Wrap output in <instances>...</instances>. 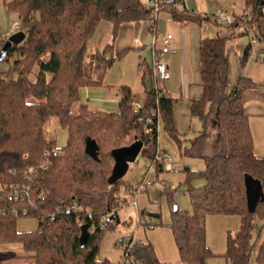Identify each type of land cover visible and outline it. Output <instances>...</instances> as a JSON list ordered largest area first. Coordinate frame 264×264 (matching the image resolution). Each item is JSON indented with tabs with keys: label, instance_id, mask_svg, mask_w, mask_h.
Masks as SVG:
<instances>
[{
	"label": "trees",
	"instance_id": "16d2710c",
	"mask_svg": "<svg viewBox=\"0 0 264 264\" xmlns=\"http://www.w3.org/2000/svg\"><path fill=\"white\" fill-rule=\"evenodd\" d=\"M261 1L245 0L244 13L262 41ZM3 5L17 16L13 23L26 38L12 45L2 61L15 57L11 68L0 73V185L32 186L36 206L10 201L0 193V247L19 245L34 264H112L100 256L99 242L107 229L120 224L116 192L122 174L115 173L114 154L140 142V155L146 154L157 171H163L166 151L158 145L159 127L181 143L175 101L155 86L152 68L151 87L138 109L128 86L120 90L116 113L89 109L80 103L79 90L101 85L106 69L127 51L115 56L113 45H108L94 58L98 80L88 79L85 57L99 25H112L116 37L127 25L152 21V14L142 0H5ZM160 12L180 24L202 26L212 18L172 4ZM7 39L0 42V52ZM227 42L219 36L206 38L198 49L202 96L191 101L190 110L202 129L190 141L186 155L202 159L205 169L192 171L186 166L184 172L188 184L197 176L206 183L188 188L192 213L172 208L169 224L180 260L188 264H209L215 258L206 241L208 214L241 218L239 232L228 235L225 264H264V224L257 226L264 221V158L255 155L243 99L244 92L258 85L244 75L229 83ZM249 58L248 44L242 64ZM142 74L144 78L146 71ZM51 124L67 132L63 147H57L56 136H51ZM88 143L98 147L96 158L89 154ZM251 180L261 190L253 211ZM40 193L43 200L38 199ZM29 216L37 219V229L19 231L18 219ZM82 225L94 228L84 248ZM130 243L131 238L121 246L123 251ZM128 252L139 264H160L150 244L135 245Z\"/></svg>",
	"mask_w": 264,
	"mask_h": 264
},
{
	"label": "rangeland",
	"instance_id": "374dc122",
	"mask_svg": "<svg viewBox=\"0 0 264 264\" xmlns=\"http://www.w3.org/2000/svg\"><path fill=\"white\" fill-rule=\"evenodd\" d=\"M4 1L0 0V29L3 30L5 27L6 31L13 32L12 34L17 33L18 30L13 29V25L16 23L12 24L16 16L6 9L3 5ZM202 2L206 4L205 0ZM213 3H210V8H212ZM213 8V10L224 9L223 11L226 10L230 15H233L234 12L236 17H241L245 10V0H219L218 5L213 6ZM157 22L158 29L156 33ZM183 25H188L183 30L186 33L190 30L198 32V28H201L198 24ZM152 29L155 31V35L159 36H163L169 31L172 32V35L181 32L174 25L171 18L163 12L159 13L158 21H156L155 26H152ZM153 30L144 32L143 28L138 29L136 26L123 27L115 37L112 25L105 22L100 24L97 32L92 37L91 45L85 57V76L94 82L98 80L99 74L95 68L94 58L99 52H103L108 45H113L115 56L126 49L127 51L123 52L122 56L116 58L106 69L101 85L80 88V103L87 105L92 110L116 112L119 110L120 90L122 86H128L134 95L133 105L136 109L142 107L145 100L146 86L150 87L151 84L148 75V71L152 68L151 55L154 63V55L158 54L160 57L157 52L159 45L156 38L158 37L151 32ZM220 31L221 28L211 26L210 32L202 30L199 36L201 39L214 38ZM234 38L236 39H227L229 78H235L241 72L253 79L258 85L256 90L254 89L255 92L251 90L246 91L247 93L244 92L243 99L245 112L249 115L255 155L264 158V50L261 51L258 60H248L242 64L241 56L247 38H240L237 34ZM1 41L2 39H0ZM187 46V71L193 93L194 89L199 86L196 58L198 48L197 46L188 45V42ZM192 48L194 50L191 51ZM263 48V43L259 42L255 49L260 51ZM14 58H10L6 62H0V73L7 72L11 68ZM143 59L148 61V65L145 66L146 75L144 78L139 70ZM152 74L161 86L163 81L160 80L154 70ZM165 84L169 91V98L175 102H180V69L178 64L176 70L174 69L171 74V79ZM155 86H157V83ZM175 117H182V114L175 113ZM190 126L185 136L181 138V143L170 138L163 126L159 127L158 145L160 149L170 154L171 171H157L153 161L146 154L139 155L135 162L127 164L124 171L117 164V171L122 174V184L119 185L116 192L119 205L117 216L120 224L115 226L114 229H107L99 242L100 256L110 263L118 264L122 260L123 249L120 242L133 237L135 241L142 244L152 245L160 264H188L180 260L169 224L171 223L172 208L178 207L182 211L192 213L193 209L188 188H201L206 183L204 178L200 176L195 177L189 184L187 183V174L184 172L186 166L192 171H203L205 169V163L202 159L191 158L186 155V148L190 141L202 129L199 119L195 117L191 118ZM176 128L178 131L182 130L181 125L176 126ZM49 130L51 136H56L57 147H63L67 142L63 128L51 124ZM256 185L257 182L253 180L248 184L252 203L255 202L256 195L259 194L258 185ZM205 222L207 246L215 256L211 261L216 264H224L228 235L235 236L239 232L241 218L236 215L208 214ZM150 224L152 227L149 226ZM263 224L264 221H258V228ZM37 227L38 221L33 216L22 217L17 221V229L21 232L33 231ZM257 234L256 231L254 237ZM4 255L5 257H3ZM0 264H34V260L29 256L27 257V253L19 245L13 244L0 247Z\"/></svg>",
	"mask_w": 264,
	"mask_h": 264
},
{
	"label": "crops",
	"instance_id": "0c3cea01",
	"mask_svg": "<svg viewBox=\"0 0 264 264\" xmlns=\"http://www.w3.org/2000/svg\"><path fill=\"white\" fill-rule=\"evenodd\" d=\"M202 1H204V0H184V7L186 9H188L189 11H194V12L200 13V14L205 15V16L209 15V16L212 17L211 20L209 22H207L206 24L200 26L201 28L200 29L198 28V32L190 30V32L188 31L187 33L183 32V30L185 28H187L188 25H183V24L176 23V22L172 21L174 23V25H176V27H178L180 29V31H181L179 34L173 35L179 51L177 53H175V54H169V55H166V56L162 57V59L167 64V68H168V71L170 73V78L168 80H166V81L162 80L163 83H162L161 86H160V84H158L157 80L155 81L157 83V87L159 89H161L166 96L169 97V94H168L169 91H168V88H167L165 82H167V81H169L171 79V74L174 71V69L176 70V65L178 64L179 69H180V100H179L180 102L176 101L174 103V118H175L176 126L181 125V129L182 130L178 131L181 138L185 136L186 131H188V129L191 127L190 126L191 118H193L191 116V110H190L191 101L195 100V99H199L202 96V88L200 86V62H199V51H198L199 44H200V41L202 39L199 36V34H200V32L202 30H207V32H210L211 31V26L219 27L214 21V15L219 10L218 9L217 10H213L214 9L213 6L218 5L219 0H205L206 4L203 3ZM209 2L210 3L214 2L213 5L211 6L212 8H210V3ZM221 10H224V9H221ZM163 13H165V12H163ZM232 14L234 15L235 13L233 12ZM158 18H159V15H158ZM169 18H171V17L169 16ZM16 19H17V16H16ZM16 19H14V20L16 21ZM15 21H12V24ZM157 21H158V19H157ZM0 22H1V19H0ZM12 24H11V26H12ZM133 26L138 27V29L143 28L144 32L146 30H149V31L153 30V29H150V28H152V23L151 22H147V23L146 22H141V23H137V24H134V25L133 24L127 25L125 27H133ZM219 28H221V31H220V33L217 36L222 37V38H226L228 40L236 39V38H234L236 33H235V30H234L233 27L232 28L219 27ZM157 29H158V22H157L156 32H157ZM18 32H19V30H18ZM151 32L155 35V31L154 30L151 31ZM12 33L13 32L10 33L8 31H6L5 27H4L3 30L0 29V39H5L7 37H10V35H12ZM171 33L169 31V32H167L164 35L171 34ZM155 36H157V35H155ZM237 36H239V35H237ZM231 37H232V39H231ZM240 38H244V37L240 36ZM156 39H157V42H158V45H159L160 40H161V36L156 38ZM187 42H188V45H191L192 47L197 46V48H198L197 49V53H196V56H197L196 58H197V64H198V68H197L198 69V73L197 74L199 76V81H198L199 86H198L197 89H194L193 93L191 91V84L189 83L188 71H187V61H188V55H187V47L188 46H187ZM153 45L155 46V44H153ZM247 46H248V41L246 40V44L244 45V49H243V54H244ZM192 50H194V48H192L191 51ZM243 54H242V56H243ZM143 62H144V64H142V62H141L140 66H139V70L141 71V73H143V71L145 70V66L148 65V63H147L148 61H146V59H143ZM151 63H152V69L155 72V68L153 66V57H152V55H151ZM241 75H244V74L239 72V74L235 78L234 77L233 78H229L230 77V73H229V68H228V79H229V83L231 85L235 84L236 81L238 80V78ZM244 76L248 77L247 75H244ZM143 82H145V81H143ZM150 82H151V79H150ZM145 86H146V83H145ZM150 87H151V84H150ZM150 87L146 86V91L148 89H150ZM255 90H251V91L255 92ZM247 92H249V91H247ZM186 100L188 102H185ZM144 102H145V100H144ZM118 109H119V104H118ZM116 112H107V113H116ZM175 113L182 114V117H175ZM65 133H66V139H67V132L65 131ZM209 264H216V263L210 261ZM224 264H225V262H224Z\"/></svg>",
	"mask_w": 264,
	"mask_h": 264
},
{
	"label": "built area",
	"instance_id": "2783aa9c",
	"mask_svg": "<svg viewBox=\"0 0 264 264\" xmlns=\"http://www.w3.org/2000/svg\"><path fill=\"white\" fill-rule=\"evenodd\" d=\"M142 2H143L145 9L150 11L152 14V21H151L152 26H155V23L158 19V15L161 9L165 5H169V4L175 5V7L179 10H182L184 8V0H142ZM260 6H261V13L264 16V0L261 1ZM247 18H248L247 13H244L241 17H236L234 15H230L229 13L223 10L217 11L214 15V21L219 27H224V28L233 27L237 35L246 34V33L248 34L246 38L248 40V44L250 47V58L249 59L256 61L260 58L261 51L264 50L263 48L260 51H257L255 49L256 45L259 42H262L264 45V40L261 41L259 38L255 36V31H257V29L255 27L248 25V23L246 22ZM13 29L19 30L18 23L13 25ZM157 37H160V36L157 35ZM178 51L179 49L176 45L174 36L172 34L161 36V40H160L158 51H157L160 57L158 56V54L157 55L155 54L154 55L155 63L153 62L154 67H155V73L161 80L166 81L170 78V73L168 71L167 64L162 59V57L169 55V54H175ZM142 118H145V117L142 116ZM170 160H171L170 154L165 153L164 162H163V170L171 171L172 168H171ZM32 171L33 170L30 169L29 173H31ZM1 192H3L5 196L8 198V200L10 201H15L18 203L28 202L31 208H34V206H36V201L34 197L35 194L33 193V188L30 185H23V184L22 185L9 184L6 186L0 185V193ZM38 199L43 200V196L41 193L39 194ZM26 212L27 211L25 210L24 214H26ZM149 226L152 227L151 224ZM93 231H94V228H91V229L88 228V232L93 233ZM126 243H127V239L122 240V242H120V246H123ZM140 244L141 243L139 241H135L132 237L131 243L128 246V251L133 246L140 245ZM128 251L126 252L123 251V257H122V260L119 262V264H139L138 262L135 261L133 257H130Z\"/></svg>",
	"mask_w": 264,
	"mask_h": 264
},
{
	"label": "water",
	"instance_id": "95a60500",
	"mask_svg": "<svg viewBox=\"0 0 264 264\" xmlns=\"http://www.w3.org/2000/svg\"><path fill=\"white\" fill-rule=\"evenodd\" d=\"M25 38H26V35L22 31H19L17 33L10 35V37H8L7 41L5 42L3 48L0 52V62H2L5 59L10 48L12 47V45L21 44L25 40ZM142 148H143L142 143L135 142L127 148L116 151L114 154L115 160H116V166L118 164L120 166V168H123V170H125L127 168V164L133 163L136 161V159L138 158V156L140 155V153L142 151ZM87 150L92 157H94V158L97 157V153H98V147L97 146H95L92 143H88L87 144ZM117 155H118V158H117ZM116 171H117V168H115V173H116ZM258 192H259V194L256 195V200L254 203H252V201L249 199V208L251 211L254 210L255 205L259 201L260 196H261V190H260L259 185H258ZM177 208L178 207H175V210ZM80 230H81L80 245L82 248H84L86 243H87V240H88V226L82 225Z\"/></svg>",
	"mask_w": 264,
	"mask_h": 264
}]
</instances>
